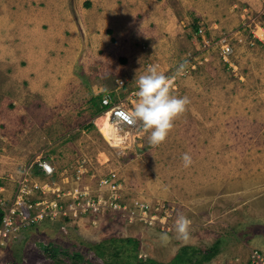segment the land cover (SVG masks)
I'll use <instances>...</instances> for the list:
<instances>
[{"label": "rangeland", "instance_id": "obj_1", "mask_svg": "<svg viewBox=\"0 0 264 264\" xmlns=\"http://www.w3.org/2000/svg\"><path fill=\"white\" fill-rule=\"evenodd\" d=\"M262 2L203 0V15L184 22L189 32L174 39L171 56L134 68L143 74L148 63L159 65L173 93L190 100L159 145L139 124L111 117L116 137L104 136L99 117L107 112L96 95L68 96L59 110L33 98L27 115L0 107V208L11 216L32 204L35 218L25 224L17 212L0 233V264H51L52 248L61 264H170L183 246L194 248L185 264H251L253 251L264 248ZM223 44L232 50L227 61ZM122 80L136 90L135 80ZM114 94L105 96L132 110L135 94ZM38 160L50 162L52 175L41 173ZM178 214L191 222L183 238L174 229ZM127 238L139 242L137 250Z\"/></svg>", "mask_w": 264, "mask_h": 264}, {"label": "crops", "instance_id": "obj_2", "mask_svg": "<svg viewBox=\"0 0 264 264\" xmlns=\"http://www.w3.org/2000/svg\"><path fill=\"white\" fill-rule=\"evenodd\" d=\"M202 2L0 0V107L15 116L27 115L33 98L58 110L78 93L131 98L136 90L117 80L134 81V68L156 54L171 56L174 39L189 32L184 22L203 15Z\"/></svg>", "mask_w": 264, "mask_h": 264}, {"label": "clouds", "instance_id": "obj_3", "mask_svg": "<svg viewBox=\"0 0 264 264\" xmlns=\"http://www.w3.org/2000/svg\"><path fill=\"white\" fill-rule=\"evenodd\" d=\"M181 65L177 72H182ZM135 103L130 113L125 115L129 125L139 124L148 133L149 144L156 146L164 142L173 127L174 120L185 111L190 103L187 96H178L172 91V80L159 65L149 66L143 74L135 78ZM184 167L192 164L188 153L182 156ZM190 220L178 214L174 229L178 237H186Z\"/></svg>", "mask_w": 264, "mask_h": 264}, {"label": "built area", "instance_id": "obj_4", "mask_svg": "<svg viewBox=\"0 0 264 264\" xmlns=\"http://www.w3.org/2000/svg\"><path fill=\"white\" fill-rule=\"evenodd\" d=\"M202 32H203V30L200 28L199 29V33H202ZM231 52H232L231 47L228 44H223L221 46V55H222L224 61L228 60V56L230 55ZM117 82H118V84L120 86L124 85V81L123 80H117ZM134 94H135V92H133V91L130 92V96L131 97ZM101 104L104 107H107L106 111L108 113H110V117L113 120H115L117 123H119V124H121L123 126H127V127L134 126V125H129L126 122L125 118H124L127 113L131 112V110L124 109L123 107H121L120 104H115L111 100L109 95H106V96H104L102 98ZM38 166H39V169H40L41 173L46 175V176H50L54 172V167L50 164V162L48 160H38ZM112 177H115V175H112ZM108 180L109 179L107 177L103 178L101 180V184L105 185L108 182ZM113 181H115V180H113ZM117 184H119V181H117L116 184L114 182L112 185H110L111 189H115ZM36 187H38V186L36 185ZM21 200H22V196L20 195L18 197V201H17L18 205L22 204ZM115 201H116V198L113 201H111L110 204H113ZM101 202L105 203V200L101 201ZM57 205H58V203L55 201V202H52L50 204V207L51 208H54V207L56 208ZM30 208H32V204H28V205L25 204L20 209L12 210V215L11 216H7V215L5 216V212H4V218H3V221H2V223L0 225V233L2 232L4 235H6V232L9 231V227L12 225V223H13L12 221L15 219L14 217H15L17 212H18V218L17 219H20L25 224L28 223L29 221L35 220V218H31L30 217V211H29ZM139 208H140V210L145 212V209L147 207L145 205H143L141 207L139 206ZM42 211H44V209ZM42 213H44V212H42ZM42 213H41L40 217H42V215H43ZM251 264H264V248L260 249V250H254L253 251V254L251 256Z\"/></svg>", "mask_w": 264, "mask_h": 264}, {"label": "trees", "instance_id": "obj_5", "mask_svg": "<svg viewBox=\"0 0 264 264\" xmlns=\"http://www.w3.org/2000/svg\"><path fill=\"white\" fill-rule=\"evenodd\" d=\"M96 97L97 98H101V100H102V94H99ZM101 100H100V103H101ZM101 108L104 109V110L107 109V107H103V106H101ZM99 113L100 112H97V114H99ZM3 218H4V211L0 208V225H1L2 221H3ZM122 241H124V242H126L128 244H132L133 248L135 250H137L138 247H139V242L137 240L132 239V238H127V239H124ZM193 249L194 248L190 247V246H183L180 249L179 253L174 257L173 261L170 264H185L186 260H185L184 254H186L187 251H191ZM213 249H214L213 251L209 250V252L206 254V256H205L206 259H210V258L214 257V255H216V249L215 248H213ZM58 252L59 251L56 250L55 248L50 249V251L48 252L49 257L53 259L51 264H61V261L58 258V254H57ZM117 252H116V254H117ZM97 253L99 255L103 254L105 256V253L102 250H97ZM110 255H114V253H111ZM108 264H112V263L109 262ZM137 264H145V263H143L141 260H138ZM149 264H157V263L154 262V261H149Z\"/></svg>", "mask_w": 264, "mask_h": 264}, {"label": "bare ground", "instance_id": "obj_6", "mask_svg": "<svg viewBox=\"0 0 264 264\" xmlns=\"http://www.w3.org/2000/svg\"><path fill=\"white\" fill-rule=\"evenodd\" d=\"M101 132L103 133L104 136L109 138L115 139V132L116 128L114 127V124L110 122V113H106L102 118H101ZM117 134V133H116ZM110 142V141H109Z\"/></svg>", "mask_w": 264, "mask_h": 264}]
</instances>
